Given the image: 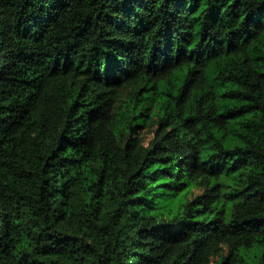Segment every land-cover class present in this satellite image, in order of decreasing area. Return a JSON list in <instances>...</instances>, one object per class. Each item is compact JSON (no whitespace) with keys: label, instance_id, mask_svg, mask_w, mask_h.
<instances>
[{"label":"trees","instance_id":"1","mask_svg":"<svg viewBox=\"0 0 264 264\" xmlns=\"http://www.w3.org/2000/svg\"><path fill=\"white\" fill-rule=\"evenodd\" d=\"M263 21L264 0H0V264H264V69L239 47ZM218 58L221 112L186 86ZM184 62L144 143L140 102ZM247 113L261 138L214 135Z\"/></svg>","mask_w":264,"mask_h":264},{"label":"rangeland","instance_id":"2","mask_svg":"<svg viewBox=\"0 0 264 264\" xmlns=\"http://www.w3.org/2000/svg\"><path fill=\"white\" fill-rule=\"evenodd\" d=\"M256 47L264 50V30L257 37L256 41L244 45L241 52L243 56L240 58L245 62L244 67L247 66L254 71H261L264 69V57H258L259 52L256 50ZM230 56L231 55H228L226 57L233 58ZM229 61L230 60L228 59L225 63H219V58L208 61L205 67L206 72L204 75L203 90L199 91L193 88L191 86L193 82L186 85L190 97H197L204 93L209 94L217 100L218 112H221L222 106L236 104L237 99L234 90L239 88V83L236 81L235 83L228 82L222 84L215 78L216 72L219 71V68L224 64L226 65ZM238 68L241 67L238 66ZM191 69L192 65L188 62L177 65L169 76L160 79L151 90L144 94L143 99L140 102L143 105V114L141 120L138 121L140 127L136 129L135 133L137 137L143 139L144 143H147L152 137V120L163 114L164 110L162 108L166 109L172 107L168 94L175 92L182 84H184V79L188 71ZM255 118V113H247L237 117H228L224 119V123L221 125L212 124L211 129L214 135L218 137L224 145L230 146L240 143V134H247L256 139L262 137L260 131L254 124ZM203 148L209 150V142H206L203 145Z\"/></svg>","mask_w":264,"mask_h":264},{"label":"clouds","instance_id":"3","mask_svg":"<svg viewBox=\"0 0 264 264\" xmlns=\"http://www.w3.org/2000/svg\"><path fill=\"white\" fill-rule=\"evenodd\" d=\"M263 22H264V21H263ZM263 30H264V29H263ZM260 34H261V33H260ZM260 34H259V35H260ZM259 35H258V36H259ZM258 36H257V37H258ZM257 37H256V39H257ZM255 41H256V40H255ZM249 43H251V42L241 43V44L239 45L240 49H242V48L244 47V45H248Z\"/></svg>","mask_w":264,"mask_h":264}]
</instances>
